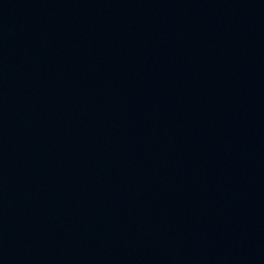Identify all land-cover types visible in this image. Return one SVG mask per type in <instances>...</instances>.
<instances>
[{"label":"water","instance_id":"1","mask_svg":"<svg viewBox=\"0 0 264 264\" xmlns=\"http://www.w3.org/2000/svg\"><path fill=\"white\" fill-rule=\"evenodd\" d=\"M0 264H264V0H0Z\"/></svg>","mask_w":264,"mask_h":264}]
</instances>
